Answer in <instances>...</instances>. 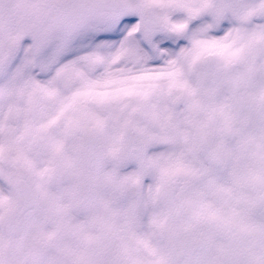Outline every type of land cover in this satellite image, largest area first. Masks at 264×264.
<instances>
[{"label":"snow or ice","instance_id":"6c2138e0","mask_svg":"<svg viewBox=\"0 0 264 264\" xmlns=\"http://www.w3.org/2000/svg\"><path fill=\"white\" fill-rule=\"evenodd\" d=\"M256 37L264 0H0V181L12 189L0 191V216L15 213L18 246L10 264H43L44 249L58 264H248L240 232L250 212L264 219V187L247 178L242 201L220 163L214 113L193 119L201 102L183 93L189 77L206 79L198 64H230ZM165 89L178 131H164ZM53 186L62 193L45 206ZM225 237L228 252L215 254Z\"/></svg>","mask_w":264,"mask_h":264},{"label":"clouds","instance_id":"9594fccd","mask_svg":"<svg viewBox=\"0 0 264 264\" xmlns=\"http://www.w3.org/2000/svg\"><path fill=\"white\" fill-rule=\"evenodd\" d=\"M197 71L206 72V79L201 83L195 77H189L190 86L183 93V98L189 103L201 102L199 110L192 113L193 119L206 116L211 111L214 113L213 123L216 130L224 136L238 138L235 147L223 139L220 140L217 151L220 163L231 172L241 189L242 201H246L247 178H254L255 187H264V179L259 174V170L264 169V38L256 37L251 47L230 64L212 60L204 68L198 64ZM192 89L197 90V96L192 95ZM229 95L236 97L250 111L245 113L237 105L226 104ZM170 102H174V94L165 89L161 96L165 132L170 129L179 130L173 123ZM253 115L259 122L252 120ZM5 164L7 166L6 157ZM226 174V181H219V184L225 188L232 187L228 181V173ZM42 198L46 203L55 201V197L48 190L42 193ZM261 203L264 201L257 202L256 207ZM240 235L252 242L250 247L246 246L244 258L248 264H258L261 257H264V246L261 245L264 240V220L256 219L255 214L250 212L248 223L241 229ZM34 241L41 243L40 232L34 236ZM228 244V237L215 240L212 245L213 252L223 256L228 252ZM17 252V244L10 243L5 238L0 242V264H10ZM149 257L152 260L161 259L152 249H149Z\"/></svg>","mask_w":264,"mask_h":264},{"label":"bare ground","instance_id":"6f19581e","mask_svg":"<svg viewBox=\"0 0 264 264\" xmlns=\"http://www.w3.org/2000/svg\"><path fill=\"white\" fill-rule=\"evenodd\" d=\"M237 108L240 111L245 112V113L250 111V109L246 105L240 104L239 102L237 104ZM252 120L254 122H259L258 118L255 115L252 116ZM216 134H217L219 141L223 139L230 146H232V147L236 146L238 138L224 136L218 130H216ZM245 159H247V158L245 157ZM213 175L220 182H224L227 179L226 172L220 168H213ZM64 187H68V185H65ZM62 190L63 189L61 187L53 186L49 190V192L53 197H57V196L61 195ZM0 191H3L7 195V194H10L11 188L9 187V185L7 183H5V184L0 183ZM44 203H45V206L48 204L45 201H44ZM10 214H11L10 212H4V214L2 216H0V242H3L4 239L7 238L10 243H16L15 233H13L9 230V226H8V222H7V219L10 216ZM255 218L259 219V220H264V219H262L256 215H255ZM77 219L83 220V219H85V216L83 214H81L77 217ZM42 230H43L42 221L39 218H37L33 222V225H32L33 236H35L37 233L41 232ZM247 241H248V245L251 246L252 242L249 240H247ZM33 242L36 243L35 241H33ZM36 244H39V243H36ZM42 259H43V264H58L59 257L55 251H53L51 249H44L42 252Z\"/></svg>","mask_w":264,"mask_h":264},{"label":"water","instance_id":"95a60500","mask_svg":"<svg viewBox=\"0 0 264 264\" xmlns=\"http://www.w3.org/2000/svg\"><path fill=\"white\" fill-rule=\"evenodd\" d=\"M15 221H16V215L14 213V215L12 217H10L9 218V221H8V224H9V226L11 228V231L13 233H15Z\"/></svg>","mask_w":264,"mask_h":264},{"label":"rangeland","instance_id":"374dc122","mask_svg":"<svg viewBox=\"0 0 264 264\" xmlns=\"http://www.w3.org/2000/svg\"><path fill=\"white\" fill-rule=\"evenodd\" d=\"M2 183L5 184L3 181H2ZM11 191H12V189H11ZM11 191H10V193H11ZM5 212H10L11 214L13 213V211H5Z\"/></svg>","mask_w":264,"mask_h":264}]
</instances>
